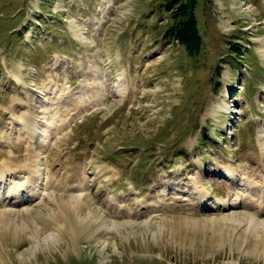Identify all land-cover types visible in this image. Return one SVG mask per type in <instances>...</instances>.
Here are the masks:
<instances>
[{
  "label": "rangeland",
  "instance_id": "obj_1",
  "mask_svg": "<svg viewBox=\"0 0 264 264\" xmlns=\"http://www.w3.org/2000/svg\"><path fill=\"white\" fill-rule=\"evenodd\" d=\"M153 2L0 0V264H264V0H200L197 58Z\"/></svg>",
  "mask_w": 264,
  "mask_h": 264
},
{
  "label": "trees",
  "instance_id": "obj_2",
  "mask_svg": "<svg viewBox=\"0 0 264 264\" xmlns=\"http://www.w3.org/2000/svg\"><path fill=\"white\" fill-rule=\"evenodd\" d=\"M200 4V0H154L153 2V5L156 6V15L161 20L164 17L168 19L169 24L167 23L164 32L166 39L179 44L193 58L200 57L204 54L205 40L197 13ZM236 43L238 42L231 45L232 49L244 57L246 54L242 53L243 48ZM227 61L234 63L231 58H228ZM238 65L236 64L237 70L241 68V65ZM218 73H220V68L218 69ZM206 143L209 145V141Z\"/></svg>",
  "mask_w": 264,
  "mask_h": 264
},
{
  "label": "bare ground",
  "instance_id": "obj_3",
  "mask_svg": "<svg viewBox=\"0 0 264 264\" xmlns=\"http://www.w3.org/2000/svg\"><path fill=\"white\" fill-rule=\"evenodd\" d=\"M100 67V66H99ZM93 70V69H92ZM103 71V70H102ZM122 74V73H121ZM90 75V74H89ZM91 77V76H90ZM113 77V76H112ZM118 78V77H117ZM117 78H115V79H117ZM85 79V78H84ZM122 80H123V83L121 84V87H119L118 88V93L119 94H124V96H127L126 95V93L128 92V77H127V72H125L124 73V76L122 77ZM115 84V83H114ZM83 85V84H82ZM101 86V85H100ZM33 88V87H32ZM83 88V87H82ZM81 88V89H82ZM35 89V88H34ZM80 89V88H79ZM83 90V89H82ZM117 90V89H116ZM67 91V90H66ZM115 91V90H114ZM105 98H107V97H105ZM226 99V98H225ZM99 104V103H98ZM78 105V104H77ZM125 105V104H124ZM123 105V106H124ZM73 106V105H72ZM82 106V105H81ZM70 108V107H69ZM75 108H76V106H75ZM80 108V107H79ZM84 108H86V107H84ZM11 109L13 110V108L11 107ZM237 109L236 108H234V109H232V112H235ZM70 111V110H69ZM117 111V110H116ZM114 115V114H113ZM112 115V116H113ZM116 115V114H115ZM111 116V117H112ZM68 120H69V118H68ZM62 123V122H61ZM119 123V122H118ZM69 124V123H68ZM120 124V123H119ZM118 126V125H117ZM30 128V127H29ZM53 128V127H52ZM57 129V128H56ZM29 133V132H28ZM44 135H47V134H45L44 133ZM9 163V162H8ZM30 163H32L31 161H30ZM93 163V162H92ZM35 165V167H36V169H38V170H40L41 169V166H37V164H34ZM5 169H9V171L10 170H12L11 169V167H9V164H5ZM3 168V167H2ZM19 168H20V170L19 171H21V176H23V178H26V176H27V173L26 174H23V168L21 167V165L19 166ZM43 168V167H42ZM1 171L3 170V169H0ZM31 172V171H30ZM37 172V171H36ZM42 172V171H41ZM98 172V171H97ZM2 173V172H1ZM4 176V175H3ZM29 176V175H28ZM31 176V175H30ZM25 180V179H24ZM31 180H32V178H31ZM19 181H23V180H18V181H16L15 183L16 184H14V185H16V187H17V192H20V191H22L23 193L25 192V191H30L31 192V195H33V194H35V192L38 190V187H37V182H35L34 183V185L32 184V186L31 187H29L28 185H25V186H23L24 184H25V182H20L19 183ZM37 181V180H36ZM28 182V181H27ZM82 184V183H81ZM21 185L23 186V187H21ZM83 185V184H82ZM26 186H28L29 187V189H27V188H25ZM85 186V185H84ZM73 187V186H72ZM83 188V187H82ZM84 191V190H83ZM88 191V190H87ZM76 192H78V191H76ZM86 192V191H85ZM12 194V193H11ZM20 194V193H19ZM54 195V194H53ZM64 196H66V195H64ZM77 198H78V196H77ZM79 199V198H78ZM80 199H81V201H82V205H85L86 204V202H90L91 201V203L96 199H94L93 200V196L90 194V193H87L86 195L84 194H80ZM17 200V199H16ZM52 201H53V198L51 199ZM72 200V199H71ZM70 200V201H71ZM96 200H98V199H96ZM113 200V199H112ZM62 201V200H61ZM60 201V202H61ZM69 201V200H68ZM67 201V202H68ZM104 201V200H103ZM58 202H59V200H58ZM57 202V203H58ZM64 202H65V200H64ZM63 202V203H64ZM72 202V201H71ZM70 202V203H71ZM88 202V203H89ZM69 203V202H68ZM85 203V204H84ZM77 204V203H76ZM58 205V204H57ZM59 205H62V204H59ZM71 205V204H70ZM91 205V204H90ZM93 205V204H92ZM55 206V205H54ZM53 206V207H54ZM66 206V205H65ZM61 207V206H60ZM80 207V206H79ZM87 207V206H86ZM89 207V206H88ZM50 208V207H49ZM97 208V207H96ZM65 209V208H64ZM79 209V208H78ZM101 209V208H100ZM35 209H33V211H34ZM62 210H63V208H62ZM66 211H67V209H65ZM69 210V209H68ZM73 210V209H72ZM121 210V209H120ZM106 211V210H105ZM52 211H50V213H51ZM55 212V211H54ZM72 212V211H71ZM83 212V211H82ZM29 213V212H28ZM32 213V212H31ZM30 213V214H31ZM34 213V212H33ZM45 213V212H44ZM65 214H66V212H64ZM63 213V215H65ZM78 213V212H77ZM3 214V213H2ZM38 214V213H37ZM43 214V213H42ZM57 215L56 216H58V213H56ZM71 214L73 215V213H70V217H71ZM29 215V214H28ZM51 215H52V213H51ZM67 215V214H66ZM88 215V214H87ZM95 216H96V214H94ZM19 216V215H18ZM47 216V215H46ZM246 216V215H245ZM1 217V216H0ZM3 217V216H2ZM1 217V218H2ZM4 217H5V215H4ZM25 217H26V215H25ZM49 217V216H48ZM59 217V216H58ZM94 217V216H93ZM0 218V219H1ZM67 218H69V216L67 217ZM72 218V217H71ZM80 218V217H79ZM243 218V217H242ZM248 218V217H247ZM3 220H4V218H2ZM16 219V218H15ZM19 219V218H18ZM46 219V218H45ZM45 219H44V221H45ZM54 219H56V218H54ZM64 219H66V218H64ZM75 219V218H74ZM81 219H83V218H81ZM91 219V218H90ZM57 220V219H56ZM55 220V221H56ZM62 220V219H61ZM70 220V219H69ZM73 220V219H72ZM89 220V219H88ZM248 220V219H247ZM43 221V220H42ZM65 221H67V220H65ZM81 221V220H80ZM86 221V220H85ZM97 221V220H96ZM253 221V220H252ZM37 222V221H36ZM48 222H49V220H48ZM68 222V221H67ZM92 222V221H91ZM93 222H94V220H93ZM240 222V221H239ZM3 223V222H2ZM44 223V222H43ZM47 223V222H46ZM58 223V222H57ZM70 223V222H69ZM95 223V222H94ZM113 223V222H112ZM19 225H20V223H18ZM17 224V225H18ZM45 224V223H44ZM66 224V223H65ZM79 224V223H78ZM77 224V225H78ZM97 224H98V222H97ZM105 223H103V225H104ZM110 224V223H109ZM260 224V223H259ZM259 224H257V225H259ZM66 225H68V224H66ZM65 225V226H66ZM83 225H84V223H83ZM85 225H87V224H85ZM90 225V224H89ZM94 225V224H93ZM132 225V224H131ZM251 225H252V223H251ZM261 225H263L264 226V221H262L261 222ZM43 226V225H42ZM111 226V225H110ZM28 227V225H23L22 227H15V231L14 232H16V234H18V233H20V232H23V233H25V230H26V228ZM30 227V226H29ZM41 227V226H40ZM63 227V226H62ZM78 227V226H77ZM79 227H81V224H80V226ZM42 228V227H41ZM73 228V227H72ZM85 228V227H84ZM84 228H83V230H84ZM91 227H89L88 229H90ZM93 228V227H92ZM259 228H260V226H259ZM46 228H44V230H45ZM80 229V228H79ZM79 229H77V231H79ZM96 229H99V227L98 228H96ZM112 229H114V228H112ZM126 229V228H125ZM76 230V229H75ZM107 230V229H106ZM27 231V230H26ZM37 232L36 233H33V234H35V235H33V240H34V243H33V245L31 246V247H29L28 248V250H30V249H35L36 247H38V246H40V245H43V242H53V243H55L57 240H58V237H56V233H51V234H49L48 236H46V239L44 240V238H42L41 237V235H38L39 234V229L37 228V230H36ZM88 231V230H87ZM86 231V232H87ZM105 231V230H104ZM151 231V230H150ZM247 231V230H246ZM257 231V230H256ZM6 232V231H5ZM51 232V231H50ZM65 232V231H64ZM75 232V231H74ZM90 232V231H89ZM88 232V233H89ZM22 233V234H23ZM83 233V232H82ZM138 233V232H137ZM149 233V232H148ZM222 233V232H221ZM21 234V233H20ZM58 234V233H57ZM67 234V233H66ZM73 234V233H72ZM76 234V233H75ZM78 234H79V232H78ZM77 234V235H78ZM93 234V233H92ZM158 234V233H157ZM156 234V235H157ZM13 235H15V234H13ZM80 235V234H79ZM89 235V234H88ZM102 235V234H101ZM111 234H109V236H110ZM135 235V234H134ZM256 235V234H255ZM17 236H19V235H17ZM62 236V235H61ZM93 236V235H92ZM117 236V235H116ZM225 236H227V235H225ZM229 236H230V234H229ZM239 236V235H238ZM63 237V236H62ZM68 237V236H67ZM82 237V236H81ZM253 237V236H252ZM15 238H17V237H15ZM19 238H20V236H19ZM18 238V239H19ZM78 238H79V236H78ZM110 238V237H109ZM109 238H108V236H106V235H103V237H101V238H99L98 240H99V245H98V252H99V255H100V257H102V259H104V262H106V259H107V257H109V255L110 254H112L110 251H109V248H110V242H109ZM258 238V237H257ZM24 239V238H23ZM96 239V238H95ZM250 239H251V237H250ZM253 239H255V238H253ZM69 240V239H68ZM73 240L75 241V243H76V240L73 238ZM86 240L88 241V239L86 238ZM239 240V239H238ZM246 240V239H245ZM15 241H16V239H15ZM22 241V240H21ZM20 241V242H21ZM59 241V240H58ZM70 241V240H69ZM68 241V242H69ZM91 241H93V240H91ZM250 242H251V240H249ZM79 242H81V241H79ZM86 242V241H85ZM237 242V241H236ZM242 242H244V241H242ZM59 243V242H58ZM70 243V242H69ZM75 243H74V245H75ZM245 243H246V241H245ZM261 243V242H260ZM16 244V243H15ZM23 244V243H22ZM60 244V243H59ZM91 244V243H90ZM238 244V243H237ZM47 245H48V243H47ZM247 245V244H246ZM256 245V246H255ZM255 245H254V249L256 250V251H258V252H263V251H261V250H259L260 248H259V244H257V243H255ZM20 246V245H19ZM70 246V245H69ZM73 245H71L70 247H72ZM76 246H77V244H76ZM116 246H117V244H116ZM244 246V245H243ZM242 246V247H243ZM41 248V247H40ZM76 248V247H75ZM74 248V249H75ZM259 248V249H258ZM243 249V248H242ZM37 251V250H36ZM248 251V250H247ZM4 252V251H3ZM31 254V253H30ZM36 254V253H35ZM95 255V254H94ZM263 257V256H262ZM4 258V257H3ZM5 261V260H4ZM111 263V262H110Z\"/></svg>",
  "mask_w": 264,
  "mask_h": 264
}]
</instances>
